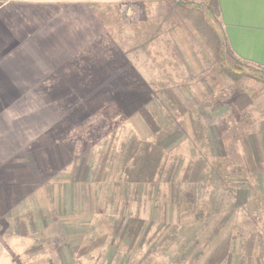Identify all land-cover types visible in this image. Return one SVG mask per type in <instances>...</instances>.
<instances>
[{
	"label": "rangeland",
	"instance_id": "rangeland-1",
	"mask_svg": "<svg viewBox=\"0 0 264 264\" xmlns=\"http://www.w3.org/2000/svg\"><path fill=\"white\" fill-rule=\"evenodd\" d=\"M180 1L199 9L172 7L168 20L167 0H148L138 3L135 21L116 6L100 8L101 33L91 14H74L82 22L80 53L105 60L83 61L72 91L0 93V122L9 119L13 136L22 119V129H32L10 137L7 152L35 145L26 138L33 131L56 128L60 143L71 140L66 156L57 150L60 168H30L25 205L6 215L0 202V264H217L223 254L213 253L214 235L225 229L210 221L219 220L216 210L232 213L236 242L220 264H264V70L220 46L205 11L215 12L213 0ZM171 35L181 51L167 44ZM33 118L40 125L31 128ZM176 129L179 146L159 149ZM175 173L180 206L170 188ZM240 186L246 195L236 201ZM12 210L18 219H8Z\"/></svg>",
	"mask_w": 264,
	"mask_h": 264
},
{
	"label": "crops",
	"instance_id": "crops-1",
	"mask_svg": "<svg viewBox=\"0 0 264 264\" xmlns=\"http://www.w3.org/2000/svg\"><path fill=\"white\" fill-rule=\"evenodd\" d=\"M144 1L148 0H0V93L72 91L75 84L71 78L82 77L79 69L84 65L83 61L92 58L105 60V56L99 53L96 57L80 53L83 49L82 22L74 21L78 18L74 14L89 13L98 21L100 8L116 6L123 16H133L132 19L137 21L142 13L138 3ZM213 1L215 12L212 9L205 11L208 20L213 23L220 46H226L232 57L244 65L264 70V0ZM167 3L171 7L170 10L166 8L168 20L172 7L177 11L199 9L191 1L185 6L180 0H167ZM173 20L171 17L170 23ZM96 27V30L100 28V33L103 32L104 22L98 21ZM116 43H120L117 37ZM167 44L174 49H182L176 35H171ZM134 57L129 56V60H134ZM46 107L42 109L47 111ZM47 113L46 118H53L51 121L55 122L56 118L51 116L53 113ZM26 121L21 120L15 136L12 135L15 134L14 129L8 127L10 122L7 117L5 123L0 122V202L3 206L1 211L6 215L10 206L25 205L23 191L27 187L30 168H60L57 152L66 156L67 150L64 149H70L68 141L71 140L65 139L64 143H60L54 128L47 135L35 136L34 131L33 135L28 134L26 138L36 144L28 147L25 153L19 152L18 147L14 148L17 152H7L9 146L6 143L10 137H18L23 130L32 132L30 128L22 129ZM39 123L33 118L27 125L32 128ZM5 124L7 128L3 132ZM66 166H70V162ZM10 213L8 219H18L12 217L13 210ZM65 262L68 260L65 259Z\"/></svg>",
	"mask_w": 264,
	"mask_h": 264
},
{
	"label": "trees",
	"instance_id": "trees-1",
	"mask_svg": "<svg viewBox=\"0 0 264 264\" xmlns=\"http://www.w3.org/2000/svg\"><path fill=\"white\" fill-rule=\"evenodd\" d=\"M211 130H212V133L214 135V139H215L216 144L220 145V147L223 146V144H224L223 143V137L219 134L218 129L216 128V126H213ZM181 133H182V130L176 129L174 132L167 134L162 139L161 142H158L159 143L158 144V148L161 149V150H170L172 148H176L182 142ZM151 169H152V174L151 175H152V179H153L154 175H155L156 168H149V170H151ZM89 172H90L89 168H86V169L83 168L81 173H80V177H84V179H86V181H87L88 177H89ZM177 176H178V173H175L173 178L170 180V184H171L170 188L172 190L173 186L175 187L174 194H172V196L174 195L175 201L177 202L178 206H180V204L182 203L181 189H180L181 182H178ZM218 179H221V177H219ZM244 190H245L244 186L243 187L240 186L239 190L234 192L235 193V198L234 199L236 201L237 200L241 201V200H243L245 198L244 195H246V194H245ZM236 205H239V203H237ZM236 205L231 206V207H233L231 209H234L236 207ZM218 211H220V210H216L215 212H213L212 215L213 216H217L215 218L219 219V220L217 222H214V217H213V219L211 218L210 221H211V223H215V225H216V226H214L215 228L222 227V228L225 229L220 234L214 235L215 238H216V242L215 243H216L217 247L213 251V253H215L217 255L219 252H222V254H223L221 258L215 259L217 264H220V263H223L225 261L227 262V261L231 260V258L234 255L233 253H235L236 242H235V239L231 237L232 228H229L230 227V223H231V219H232V213L231 212H225V213L219 214L221 212H218ZM210 221H209V223H210ZM122 224H123V221L121 222V226H119L120 228L123 226ZM132 224H134V220L130 219L127 222L126 226H123L125 231L129 230L131 228ZM117 226H118V224H117ZM193 226L194 225L191 224V227H193ZM218 226H220V227H218ZM192 229H194V228H192ZM228 229H230L229 233L228 234L224 233ZM193 240H194L193 238L192 239L190 238L189 242H192ZM195 244H196V242L195 243H191L190 245H192L194 247ZM239 258H240L239 256L236 257L237 260H239Z\"/></svg>",
	"mask_w": 264,
	"mask_h": 264
}]
</instances>
